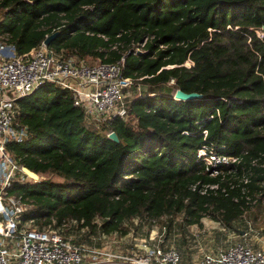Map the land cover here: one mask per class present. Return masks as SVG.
I'll return each mask as SVG.
<instances>
[{
  "label": "trees",
  "instance_id": "trees-1",
  "mask_svg": "<svg viewBox=\"0 0 264 264\" xmlns=\"http://www.w3.org/2000/svg\"><path fill=\"white\" fill-rule=\"evenodd\" d=\"M54 31L55 53L123 56L132 83L125 114L96 123L49 82L14 99L26 136L7 148L59 177L12 184L33 204L21 218L64 237L123 235L134 219L164 218L166 238L175 215L186 226L205 214L239 232L235 222L264 197V0H0V41L17 54ZM176 87L201 95L176 99ZM200 147L235 160L210 174Z\"/></svg>",
  "mask_w": 264,
  "mask_h": 264
},
{
  "label": "built area",
  "instance_id": "built-area-1",
  "mask_svg": "<svg viewBox=\"0 0 264 264\" xmlns=\"http://www.w3.org/2000/svg\"><path fill=\"white\" fill-rule=\"evenodd\" d=\"M133 47L138 51L141 45ZM122 66L123 56L114 61H90L83 56L57 54L43 40L17 54L13 45L0 41V264H264V241L259 246L234 241L186 263L174 246L162 244V235L142 241L134 252L123 253L102 246L87 248L64 237L57 228L39 227L32 218H21L33 204L9 191L14 182L28 177L7 148L9 142L26 136V127L15 116L14 99L49 82L69 91L72 103L82 109L87 122L123 116L126 88L132 80L122 75ZM204 150L198 148L196 155L210 174L215 173L218 163L235 160L234 156ZM250 232L258 231L249 226L242 235Z\"/></svg>",
  "mask_w": 264,
  "mask_h": 264
},
{
  "label": "rangeland",
  "instance_id": "rangeland-1",
  "mask_svg": "<svg viewBox=\"0 0 264 264\" xmlns=\"http://www.w3.org/2000/svg\"><path fill=\"white\" fill-rule=\"evenodd\" d=\"M188 63V61H186ZM130 91V90H129ZM128 91V92H129ZM173 91V90H172ZM40 177L58 180L59 177L51 172H46ZM26 179L31 180L29 177ZM174 225L168 236L163 239V245H172L180 253L183 262L189 263L198 259L204 253L214 252L217 249L224 248L234 241H252L257 239V234L248 233L242 235L243 229L251 226L257 231H264V197L257 202H251L248 209L244 211L241 217L235 222V226L240 228L239 232L234 228L224 226L218 219H214L209 214H205L200 218V224H190L186 226L179 225L180 215H175ZM164 218L154 220L151 225L149 223L137 224L134 219L131 223L125 225L128 231L125 234L110 233L101 238H97V234L90 233L91 236L76 235L69 232L68 237L73 242L88 247L102 246L106 249H114L123 253L134 252L140 248V243L147 240H156L161 238V224Z\"/></svg>",
  "mask_w": 264,
  "mask_h": 264
},
{
  "label": "water",
  "instance_id": "water-1",
  "mask_svg": "<svg viewBox=\"0 0 264 264\" xmlns=\"http://www.w3.org/2000/svg\"><path fill=\"white\" fill-rule=\"evenodd\" d=\"M57 34V31H54L50 34H48L44 39L43 42L48 45V42ZM201 94L196 92V91H189V92H185L183 90H181L180 88L176 87L174 88L173 92H172V96L176 99H189V98H197L199 97ZM107 136L113 140H117V136L114 133V131H108L107 132ZM22 171L26 174V176H28L30 179H32L33 181H38V175L37 173H35L34 171L30 170L29 168H27L26 166L22 165L21 166Z\"/></svg>",
  "mask_w": 264,
  "mask_h": 264
},
{
  "label": "crops",
  "instance_id": "crops-1",
  "mask_svg": "<svg viewBox=\"0 0 264 264\" xmlns=\"http://www.w3.org/2000/svg\"><path fill=\"white\" fill-rule=\"evenodd\" d=\"M256 234L257 239L250 241L253 246H259L264 241V231H258Z\"/></svg>",
  "mask_w": 264,
  "mask_h": 264
}]
</instances>
